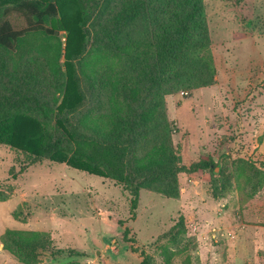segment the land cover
<instances>
[{"label": "rangeland", "instance_id": "1", "mask_svg": "<svg viewBox=\"0 0 264 264\" xmlns=\"http://www.w3.org/2000/svg\"><path fill=\"white\" fill-rule=\"evenodd\" d=\"M203 5L216 82L166 95L164 106L181 163L214 160L212 172L179 174L176 199L141 190L132 210L114 180L49 160L30 164L0 145V264H140L141 252L152 264H264V186L251 191L232 177L222 198L211 195L212 175L233 160L264 172V0ZM1 19L17 30L29 25L13 10ZM65 36L35 31L13 56H55L64 71ZM53 98L57 106L62 94ZM7 231L45 232L51 244L25 263L4 248Z\"/></svg>", "mask_w": 264, "mask_h": 264}, {"label": "trees", "instance_id": "2", "mask_svg": "<svg viewBox=\"0 0 264 264\" xmlns=\"http://www.w3.org/2000/svg\"><path fill=\"white\" fill-rule=\"evenodd\" d=\"M203 1L0 0V8L11 5L29 24L14 29L1 19L10 10L0 12V145L22 152L30 164L49 160L114 180L132 210L141 190L178 198L179 174L216 166L214 160L181 163L164 106L166 95L216 82ZM35 31L66 33L64 71L55 56L14 58L15 45ZM232 177L236 186L244 178L251 191L264 186V172L236 159L212 175L214 199ZM6 198L0 194V201ZM127 234L124 229L125 240ZM2 241L25 263L51 244L45 232L7 231ZM141 258L152 264L146 253Z\"/></svg>", "mask_w": 264, "mask_h": 264}]
</instances>
